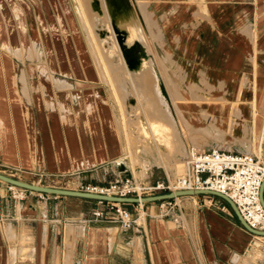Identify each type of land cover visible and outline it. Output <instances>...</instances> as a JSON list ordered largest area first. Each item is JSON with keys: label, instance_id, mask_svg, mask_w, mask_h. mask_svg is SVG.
Returning <instances> with one entry per match:
<instances>
[{"label": "crops", "instance_id": "0c3cea01", "mask_svg": "<svg viewBox=\"0 0 264 264\" xmlns=\"http://www.w3.org/2000/svg\"><path fill=\"white\" fill-rule=\"evenodd\" d=\"M183 1L185 4L186 0ZM186 5L184 16L171 19L172 23L181 26L180 32L174 36H216L220 41L229 43L236 59L231 66L234 82L236 80L233 95L225 101L223 99L209 116L223 129L217 130L220 138L215 146L245 153H251L249 148L252 147L257 153L259 142L256 132H264V41L260 39L261 44L256 42L259 41L258 36L264 40V33H259L260 25L264 24V8L261 9L264 0H188ZM4 7V1L0 0V10ZM11 18L14 20V16ZM18 50L21 52V48ZM2 58L8 59L9 65L3 66L0 62V166L14 168L15 173L7 174L4 169L0 172L36 184L42 177L43 185L53 183L49 185L54 187L56 183H69L67 177L72 176L79 177L80 183L85 184L105 185L111 181L109 178L116 172V162L119 161L115 158L123 152L115 131L108 128L106 115L109 114L97 103L84 99L83 110L86 101L94 106L87 119L90 120V127L86 129L83 111L78 107L79 100L73 98L71 91L72 96H69L50 87L49 97L65 107L63 111L51 110L40 98L35 85L28 82V95L24 92L23 72L17 69L16 60L13 64L12 58L0 54V61ZM201 66L188 73H199ZM73 75L77 78L75 69ZM78 79L88 81L83 77ZM168 79H164V87L171 101ZM59 83L69 88L73 86L66 80ZM174 106L183 116L175 100ZM87 136L90 147L86 142L84 147ZM244 138L246 144L242 143ZM9 184L0 179V249L4 253L1 264H12V250H16L13 264L17 262L19 251L29 250L26 243L33 236L24 234V231H29L26 228L32 222L36 224L33 225L36 232L42 223V235L48 242L49 260L47 262L46 257L40 255L39 264H56L61 254V242L64 245L63 264H145L142 251L133 256L138 263L124 255L127 247L123 241L130 236L129 231L141 232L149 242L155 240L154 245L158 247V257L163 264H264V235L253 234L246 229L231 204L214 194L176 198L190 197L195 208L193 223L188 222L183 212L181 217L187 224L183 220L176 222L174 215L158 214L157 201H153L144 209L137 207L135 214L139 217L134 226L123 228L116 222L88 220L96 205L95 199L28 190L26 197L20 200L12 196ZM223 201L228 203L227 211L218 209ZM67 220L82 224L66 223ZM11 239L21 241V248H8ZM134 240L136 248H139L140 235ZM31 249L34 256L36 248ZM250 253L256 255L254 260L249 259ZM76 256L77 261L74 259ZM21 262L18 264H34L27 262L25 257L21 258Z\"/></svg>", "mask_w": 264, "mask_h": 264}, {"label": "rangeland", "instance_id": "374dc122", "mask_svg": "<svg viewBox=\"0 0 264 264\" xmlns=\"http://www.w3.org/2000/svg\"><path fill=\"white\" fill-rule=\"evenodd\" d=\"M3 1L5 7L0 10V54L12 58L13 64L16 60L17 69L23 72L21 79L24 92L28 95L29 82L35 85L40 98L51 110L63 111V104L53 102L48 89L53 87L69 96H72L71 91L73 98L79 100L78 107L83 111L86 129L90 127L88 114H92L94 107L88 102L97 103L109 114L106 115L108 128L115 131L120 151L123 152L118 159L115 158L118 162L114 159L118 165L109 180L119 177L120 172L129 174L132 170L152 181L173 180L186 171L187 150L193 147L209 149L219 140L217 130L222 128L209 116L223 99L225 101L233 95L236 80L234 82L231 66L236 59L229 43L220 41L216 36H174L180 32L181 26L172 23L171 19L184 16L183 8L187 6L188 0L185 4L183 0ZM180 12L181 15H178ZM259 33H264V24L260 25ZM258 39V44L262 43L260 39L264 41L262 36H258ZM18 48H21V52ZM0 62L3 66L9 65L8 59L2 58ZM200 64L199 73H188L197 70ZM74 69L77 78L73 75ZM81 77L88 81L79 80ZM167 77L172 102L168 92L167 97L161 87H164ZM60 80H66L73 86L60 85ZM59 91L57 94L60 95ZM156 91L164 94L172 112L171 118L165 121L161 119ZM84 99L88 102H85L83 110ZM174 100L183 116L175 108ZM261 131L256 132L258 142ZM243 141L246 144L245 138ZM85 142L90 147L88 136L84 139V147ZM249 150L254 153L252 147ZM0 169H4L7 174L15 173L14 168L0 166ZM67 179L69 183H56L55 186L79 190V177ZM42 183L41 177L38 184ZM126 207L132 211L134 219L139 217L135 214L138 207L136 203L126 204ZM156 208L158 214L174 215L176 222L183 220L187 224L181 217L184 215L182 212L186 214L188 222L193 223L195 219V208L190 197L176 201L173 199L167 209L168 214L162 212L159 202ZM66 223L82 224L70 220ZM33 225L36 224L32 222L26 228L29 231H24V234L33 236L31 240H26L30 248L17 253L15 264L22 263V257L34 264H39L40 255L45 256L47 262L49 260L48 242L42 235V223L39 224L38 232ZM129 235L123 241L127 247L124 252L126 258H134L138 263L133 256L142 251L145 264H163L158 257L155 240L149 242L147 237H142L141 232L129 231ZM137 235H140L139 248H136L134 240ZM11 240L8 248H21V241ZM31 247L36 248L34 256ZM63 249L61 242V254L56 264H63ZM15 252L12 250L11 253L12 264L15 262ZM1 253L0 249V264L4 256ZM253 256L256 258V255ZM74 259L77 261V256Z\"/></svg>", "mask_w": 264, "mask_h": 264}, {"label": "built area", "instance_id": "2783aa9c", "mask_svg": "<svg viewBox=\"0 0 264 264\" xmlns=\"http://www.w3.org/2000/svg\"><path fill=\"white\" fill-rule=\"evenodd\" d=\"M264 181V138L260 154L234 152L221 145L210 149L190 148L186 154V171L173 180L147 179L146 176L131 172H120L119 177L105 185L80 183L79 190L128 196H151L171 190L213 189L228 195L252 229L264 230V205L261 187ZM9 189L14 198L23 199L28 189L10 183ZM175 197V201H176ZM173 199L158 200L162 212L168 214ZM88 220L93 222H116L123 228L136 223L133 213L126 204H137L144 209L147 202L125 203L96 199ZM212 203V202H211ZM220 211L228 210V203L218 205ZM163 215V214H162ZM247 229V228H246ZM250 231V230H249ZM251 232V231H250ZM255 234L254 232H252Z\"/></svg>", "mask_w": 264, "mask_h": 264}, {"label": "water", "instance_id": "95a60500", "mask_svg": "<svg viewBox=\"0 0 264 264\" xmlns=\"http://www.w3.org/2000/svg\"><path fill=\"white\" fill-rule=\"evenodd\" d=\"M0 179L4 180L5 182L11 183L13 185L32 190V191H38L42 193H51V194H57V195H71V196H79V197H85V198H91V199H103V200H112V201H120L125 203H132V202H153L158 200H165V199H173L175 197L184 196V195H198V194H204V193H210L217 196H220L224 198L236 211V214L238 215L240 221L242 224L251 232H254L255 234L264 235V230H256L252 229L248 223L245 221L244 217L240 213V211L237 208V205L235 202L226 194L213 190V189H188V190H176V191H169L165 193H159L156 195L151 196H128V197H122V196H116V195H107V194H101V193H94V192H88L83 190H75V189H68V188H60V187H54V186H48L43 184H36L32 182H27L18 178H15L13 176L4 174L0 172ZM261 198L264 205V181L262 183L261 187Z\"/></svg>", "mask_w": 264, "mask_h": 264}, {"label": "bare ground", "instance_id": "6f19581e", "mask_svg": "<svg viewBox=\"0 0 264 264\" xmlns=\"http://www.w3.org/2000/svg\"><path fill=\"white\" fill-rule=\"evenodd\" d=\"M156 93H157V98H158V101H159V103H158V108H159V110H160V114H161V119H170L171 118V115H172V112H171V110H170V107H169V104H168V102H167V100H166V98H165V96H164V94L162 93V92H160V91H156ZM157 106V105H156ZM156 108V107H155ZM158 113H159V111H158ZM165 121V120H164ZM156 125V124H155ZM159 126V125H158ZM157 127V126H156ZM148 134H149V132H148ZM175 134V133H174ZM145 135H147V134H145ZM263 138H264V132H262V136H261V138H260V141H259V149H257V153L258 154H260V146H261V142H262V140H263ZM195 148V147H194ZM187 152H188V150H187ZM180 197V196H179ZM179 197H177V198H179ZM80 229H82L81 227H80ZM73 230H74V228H73ZM68 233L70 232V231H67ZM81 233V232H80ZM82 233H83V231H82ZM69 235H70V233H69ZM69 235H67V236H69ZM66 236V237H67ZM254 254H250L249 255V259H251V260H253V258H255L254 256H253ZM246 259V261L248 262V258H245ZM250 261V260H249ZM237 262V261H236ZM249 263V262H248Z\"/></svg>", "mask_w": 264, "mask_h": 264}, {"label": "trees", "instance_id": "16d2710c", "mask_svg": "<svg viewBox=\"0 0 264 264\" xmlns=\"http://www.w3.org/2000/svg\"><path fill=\"white\" fill-rule=\"evenodd\" d=\"M162 90H163V92L166 94V96H167V93H166V90H165V88L162 86ZM85 199H87V200H94V199H90V198H85ZM94 201H96V199L94 200Z\"/></svg>", "mask_w": 264, "mask_h": 264}]
</instances>
